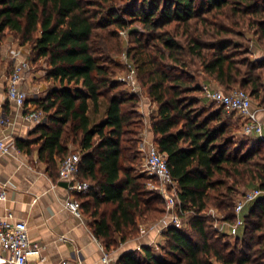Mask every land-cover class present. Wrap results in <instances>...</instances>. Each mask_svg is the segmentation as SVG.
Listing matches in <instances>:
<instances>
[{"label":"trees","instance_id":"1","mask_svg":"<svg viewBox=\"0 0 264 264\" xmlns=\"http://www.w3.org/2000/svg\"><path fill=\"white\" fill-rule=\"evenodd\" d=\"M133 22L141 27L128 32L127 53L157 106L154 143L188 222L162 230V255L143 245L114 264H264V138H238L237 115L206 103L189 70L225 92L243 89L264 108V57H254L264 51V0H0V43L12 32L31 47L28 62L43 60L46 78L58 83L35 101L45 121L34 129L37 137L18 139L16 147L36 152L55 177L68 143L76 144L77 177L89 187L73 197L107 251L137 236L141 221L165 214L162 196L146 190V177L135 170L143 127L138 97L103 59L108 37ZM251 43L259 48L252 51ZM101 102L104 114L92 121L89 111L97 113ZM249 184L263 193L244 207L232 244L204 212L212 207L220 221L232 222L236 198Z\"/></svg>","mask_w":264,"mask_h":264},{"label":"crops","instance_id":"2","mask_svg":"<svg viewBox=\"0 0 264 264\" xmlns=\"http://www.w3.org/2000/svg\"><path fill=\"white\" fill-rule=\"evenodd\" d=\"M30 51L28 44H20L9 31L0 43V141L8 146L7 152L0 149V186L2 183L7 186V199L0 201V217L6 209H10L17 219L26 222L31 241L44 245L41 259L30 257L29 264H101L102 243L93 235L88 219L83 214L75 216L65 206L70 192L59 183L66 181L60 179L57 173L52 177L46 165L37 159L36 152L27 155L16 147L18 139H35L34 129L44 123V119L26 120L24 109L7 98L8 76L16 63L29 61ZM255 53L260 56L264 51L256 49ZM39 74L40 71L30 63V70L20 83L26 92L25 108L28 110L37 109L35 101L42 99L50 88L58 86L57 82L50 83ZM207 82L219 87L210 80L200 82V85ZM49 84L53 85L49 87ZM136 84L138 89L129 92L138 97L136 109L143 122L140 132L142 147L147 142H154L151 117L157 115V106L148 98L145 89L138 82ZM258 118L264 125V111L259 110ZM68 149L76 151L77 146L70 142ZM163 217L150 224H139L137 237L120 245L115 260L121 253L140 249L143 245L158 246L163 240L165 226L160 221ZM0 255L4 253L0 251Z\"/></svg>","mask_w":264,"mask_h":264},{"label":"built area","instance_id":"3","mask_svg":"<svg viewBox=\"0 0 264 264\" xmlns=\"http://www.w3.org/2000/svg\"><path fill=\"white\" fill-rule=\"evenodd\" d=\"M30 70V63L26 60L19 61L7 79V98L17 106L24 109V118L28 121H40L44 114L41 109L28 110L25 108L26 92L20 87V83ZM121 80L129 87L131 91L138 89L135 80V71L122 76ZM203 96L222 105L226 113L236 114L241 119V133L254 138H264V125L258 118L259 108L254 106L252 98L241 88H234L225 92L221 88L211 83L201 84ZM0 149L3 152L8 151V146L0 141ZM141 150L145 153V164L148 175L155 178L157 185L148 184L149 188L162 196L165 202V214L160 220L164 226L173 225L176 228L185 226V219L188 213L180 207L178 198L179 187L172 178L167 166L165 156L159 151L154 142H147L142 145ZM79 153H70L65 156L58 165L57 174L67 183V189L70 196L65 202L66 208L75 216H81L80 202L73 197L74 193L85 191L89 183L77 178ZM263 191L254 188L246 191L234 206V219L232 222H225L217 225L218 231L223 232L225 225L229 235L236 237L244 224L242 212L247 203L252 202L259 197ZM7 199V186L2 183L0 186V201ZM211 211L214 209L211 208ZM164 227V228H165ZM102 255L101 264H114L115 257L108 252L104 245L100 244ZM44 245L31 241L26 222L17 219L10 209H6L3 216L0 217V264H29L30 257L41 259V253Z\"/></svg>","mask_w":264,"mask_h":264},{"label":"rangeland","instance_id":"4","mask_svg":"<svg viewBox=\"0 0 264 264\" xmlns=\"http://www.w3.org/2000/svg\"><path fill=\"white\" fill-rule=\"evenodd\" d=\"M125 0H115V2L117 4H122L124 3ZM141 27V25L138 23V22H133L131 24H128L127 26H125L123 29H120L119 31H116L114 32V37H108V42L105 43L106 45V50H105V55L103 56L104 60L105 61V65H107V67L109 68V70L112 72L111 76L117 80H119L123 85V87H126V89L129 91V87L125 84V82H123L121 80L122 76H124L125 74L129 73L130 70H134L135 71V80L136 82H138V76H137V70H136V67L134 65V62L133 60L130 58V56L128 55L127 53V50L128 48L130 47V37L128 36V32L131 30V29H134V28H139ZM110 30H113L114 27L113 26H110L109 27ZM251 50L254 51L255 48H259V45L256 44V47L254 44H250L249 45ZM255 51H254V57L255 58H261V57H264V54L263 55H260L258 56L255 55ZM34 69L35 70H38L40 71V74L41 76L45 77L46 78V72H47V65L44 61H39L37 62L36 64H34ZM190 72L193 73L194 75H196V79L198 80V82H206V81H203V77L199 74L198 70L195 68V67H190ZM48 82L50 83H54L52 82V80L50 79H47ZM208 83V82H207ZM58 83H56L57 85ZM53 84H49V87H51ZM121 86V87H122ZM221 88V87H219ZM236 88H239V87H236ZM49 91V90H48ZM253 100V104L254 106L258 107L259 110L261 111H264V108H262L259 104H258V101L255 100L254 98L252 99ZM206 103H213V101H210L208 99H205L204 100ZM214 106H217L216 103H213ZM105 108V104L104 102H101L100 103V107H99V111L97 113H93L92 110L89 111V114H90V118L92 121H97L99 118H100V115H102V110L103 108ZM229 115H233V114H229ZM233 120L237 122L236 123V127L234 129V133L236 134V136L238 138H245V136L241 133V126H240V122L239 120L237 119V116L233 115ZM141 128V127H140ZM143 128V127H142ZM141 128V130H142ZM141 130H139V133H138V138H140V141H141V135H140V132ZM253 139H255L254 137H252ZM138 154H137V158L135 160V170L137 173H140L142 175H144L145 178V181H146V190H151V191H154L152 190L151 188H149V183L150 184H153V185H157V181L155 180L154 177L148 175V172H147V166L145 164V153L144 151L141 150V147H140V142L138 144ZM77 151H75L74 149H71L67 152V155L70 154V153H75ZM66 155V156H67ZM78 178V177H77ZM79 179V178H78ZM80 180V179H79ZM256 188V184H249V186L247 187H244V188H241V195H238V197L236 198V202L241 198V196L246 192V191H249L251 189H254ZM155 192V191H154ZM236 204V203H235ZM211 208L212 207H209L208 209H206V211L204 212L205 215L207 217H209L210 219L213 220V227L217 230L216 226L217 225H220L221 223H223V221H220V217H221V214L220 212H218L216 209H214V211H211ZM246 209L245 208V212H246ZM243 211V212H244ZM242 212V214H243ZM185 221V226H183L182 228L186 229L187 228V222H188V217H186V219L184 220ZM149 221H141L140 222V225L141 224H148ZM155 222V221H153ZM152 221L150 223H153ZM149 223V224H150ZM218 231V230H217ZM227 226L225 225L224 227V231L223 233H226L228 236H227V239L233 244L234 243V239L235 237L232 236V235H229L227 232ZM221 233V231H218ZM137 237V236H135ZM134 237H131L129 238L128 240H132ZM164 244V239L161 241L160 244H158V246H151L152 249L154 250V252L162 255L163 251L161 249V246ZM120 247V245H119ZM119 247L118 248H109L108 252H111V254L113 256L116 255L117 251L119 250ZM136 251H138L139 253V249H136Z\"/></svg>","mask_w":264,"mask_h":264},{"label":"water","instance_id":"5","mask_svg":"<svg viewBox=\"0 0 264 264\" xmlns=\"http://www.w3.org/2000/svg\"><path fill=\"white\" fill-rule=\"evenodd\" d=\"M44 122H45V121H44ZM59 184H60L61 186H63V187H67V183H66V182L61 181Z\"/></svg>","mask_w":264,"mask_h":264}]
</instances>
